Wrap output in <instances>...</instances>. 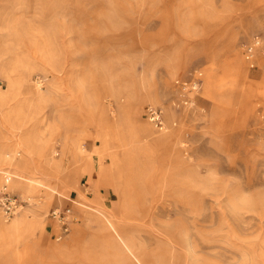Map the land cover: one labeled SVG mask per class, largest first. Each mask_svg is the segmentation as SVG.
Returning a JSON list of instances; mask_svg holds the SVG:
<instances>
[{"label":"rangeland","instance_id":"rangeland-1","mask_svg":"<svg viewBox=\"0 0 264 264\" xmlns=\"http://www.w3.org/2000/svg\"><path fill=\"white\" fill-rule=\"evenodd\" d=\"M0 94V264H264V0H0Z\"/></svg>","mask_w":264,"mask_h":264},{"label":"built area","instance_id":"built-area-1","mask_svg":"<svg viewBox=\"0 0 264 264\" xmlns=\"http://www.w3.org/2000/svg\"><path fill=\"white\" fill-rule=\"evenodd\" d=\"M259 44V37L256 36L252 39L251 42H249L246 45V57L248 60L252 61L253 57L256 52V47ZM198 70L194 72V75L192 77H189L188 79H182L178 80L177 83L179 87L186 93H194L199 90L201 86V77ZM193 102V98L188 96L183 99L182 104L186 107H189ZM148 114L151 122L159 128V129H165L166 124L164 123L162 110L159 107H149L148 108ZM22 200L8 190L6 186H4L0 190V209L5 217L10 218L17 214L22 207ZM71 208L65 207V208H57L52 212V217L56 221H58L59 224H61V236L65 235L69 231V226L71 222Z\"/></svg>","mask_w":264,"mask_h":264},{"label":"crops","instance_id":"crops-1","mask_svg":"<svg viewBox=\"0 0 264 264\" xmlns=\"http://www.w3.org/2000/svg\"><path fill=\"white\" fill-rule=\"evenodd\" d=\"M85 171V170H84ZM85 176H90V174H88L89 172L88 171H85ZM107 174V170L104 169L103 173H102V177L103 176H106ZM104 180V179H103ZM102 179H100L99 181V184L97 185V183L95 184H92V188L96 189L95 190V196H94V199L93 201L96 202L97 200V196H99L98 194V187L97 186H100L102 185L101 183L103 182ZM98 211L97 214L95 213H90L89 216L87 215L88 219L89 220H92L94 221L95 223L98 224V226L100 227V230H110V233H109V237H110V244L112 245V247L114 248V250H117L120 254H124L125 256H127L126 261L130 264H145L143 259L140 258V255H139V259H136L135 256L132 254V252L136 253L137 252L135 251L134 249V246L132 245V243L128 242V238L123 234L122 230L120 229H115L113 227H109L106 223H105V219L106 217H109L110 219H113L111 217V214L109 215L108 211L106 210H102L100 208H97ZM34 218H40V214H37ZM35 220V219H33ZM41 220V218H40ZM101 220L104 222L103 224L101 223ZM42 223H43V220H41ZM32 220H30V226H33L32 225ZM80 231V230H79ZM76 236V235H74ZM76 237H73L72 240H70L69 242L67 243H63V244H60L58 246H54L53 248H51V251L53 253H56V254H67L68 252H70L72 246L75 244V241H76ZM138 255V254H137ZM126 262V264H127Z\"/></svg>","mask_w":264,"mask_h":264},{"label":"bare ground","instance_id":"bare-ground-1","mask_svg":"<svg viewBox=\"0 0 264 264\" xmlns=\"http://www.w3.org/2000/svg\"><path fill=\"white\" fill-rule=\"evenodd\" d=\"M1 95V94H0ZM26 155H27V157H26ZM32 157V158H31ZM25 159H28V161H30V159L31 160H33V154H32V152H31V150L29 151V152H27V154H25ZM73 173H74V171H73ZM24 190H26L27 189V186L26 185H22L21 186ZM49 195V194H48ZM43 208H46L47 209V207L46 206H44L43 205V207L41 208V209H43ZM41 209H40V211H41ZM35 220H33L32 221V225H33V227H34V225H39V226H41V228H45L46 229V226H45V223L43 222L42 223V221L40 220V218L38 219V218H34ZM108 221V220H107ZM103 221L101 220V223H102ZM0 226L2 227V228H7V229H10V230H18V229H20V228H22V227H24L25 226V221L22 219V218H18V219H15V220H13V222H11L10 224H5V223H0Z\"/></svg>","mask_w":264,"mask_h":264}]
</instances>
